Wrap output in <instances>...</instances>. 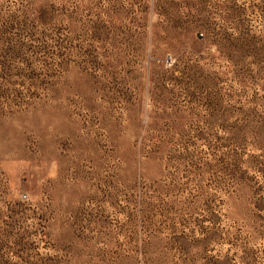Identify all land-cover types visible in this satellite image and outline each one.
<instances>
[{
  "label": "rangeland",
  "instance_id": "1",
  "mask_svg": "<svg viewBox=\"0 0 264 264\" xmlns=\"http://www.w3.org/2000/svg\"><path fill=\"white\" fill-rule=\"evenodd\" d=\"M0 264H264V0H0Z\"/></svg>",
  "mask_w": 264,
  "mask_h": 264
}]
</instances>
